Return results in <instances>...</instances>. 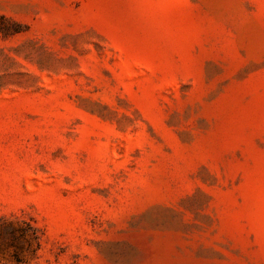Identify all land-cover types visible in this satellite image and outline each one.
I'll use <instances>...</instances> for the list:
<instances>
[{"label":"rangeland","instance_id":"374dc122","mask_svg":"<svg viewBox=\"0 0 264 264\" xmlns=\"http://www.w3.org/2000/svg\"><path fill=\"white\" fill-rule=\"evenodd\" d=\"M0 264H264V0H0Z\"/></svg>","mask_w":264,"mask_h":264}]
</instances>
